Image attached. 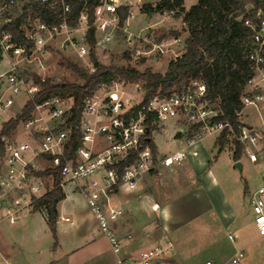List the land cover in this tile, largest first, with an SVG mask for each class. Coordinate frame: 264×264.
<instances>
[{
    "label": "built area",
    "instance_id": "obj_1",
    "mask_svg": "<svg viewBox=\"0 0 264 264\" xmlns=\"http://www.w3.org/2000/svg\"><path fill=\"white\" fill-rule=\"evenodd\" d=\"M87 1L79 12L76 24L69 26L66 17L71 0H29L57 13L59 22H46L39 16L28 18L21 27L30 47L13 43L11 35L2 32V54L25 55V58L29 55L31 58L42 52L52 40L63 38L76 56L84 59L91 50L87 42L90 29H93L94 46L108 44L114 31L122 29L125 32L124 22L134 18L132 12H127L120 26L117 14L119 0H100L94 10L93 22L89 24ZM141 1L136 0L137 3ZM14 6L15 0L0 1V16ZM162 13L168 15L171 12ZM254 20L244 21L245 27L253 34V44L247 54L252 76L241 103L244 108L257 110L264 103V8L256 11ZM136 42L149 47L138 49L135 41L126 40L136 60L151 54H170L176 59L184 52L183 41L179 38L158 41L152 34L150 40L142 38ZM173 47H178V52ZM88 70L89 74L95 72L92 64ZM21 73L17 62L11 61L7 72L0 76L4 78L0 92V223L13 226L25 212L33 210L34 201L48 192L43 178L52 180V176L46 172L58 168L61 191L70 186L82 197L110 250L119 256L122 245L114 233L113 224L123 213L112 207L110 199L116 190L121 187L133 190L143 176L152 171L180 166L187 157L197 156L193 150L197 143L208 137L220 136L224 130L227 137L240 146H249L256 151L264 148V120L257 127L240 123L234 131L227 123L218 121L221 111L207 97L205 84L198 80H188L167 95L157 93L147 103H144L143 91L137 84H129L121 78L100 84L83 101L78 123L80 143L69 157L65 156V149L72 135L69 125L72 104L69 105L62 96L52 97L35 106L36 116L23 124L26 138L11 141L1 132L15 104L14 97L21 93L32 97L39 90L37 85L28 86ZM150 117H154V121L151 137L148 138ZM167 122L186 124V131L193 133L192 138L186 139L183 149L163 156L156 151V156H153L148 144L153 134L163 130ZM42 163L49 164V167L42 168ZM251 208L255 230L264 239V183L253 192ZM228 239L234 241L231 236ZM173 250L172 242L166 239L135 258L120 260V264H165ZM242 256V252H236L232 263H237ZM205 264L213 263L207 261Z\"/></svg>",
    "mask_w": 264,
    "mask_h": 264
},
{
    "label": "rangeland",
    "instance_id": "obj_2",
    "mask_svg": "<svg viewBox=\"0 0 264 264\" xmlns=\"http://www.w3.org/2000/svg\"><path fill=\"white\" fill-rule=\"evenodd\" d=\"M127 4L132 8L134 18L124 22L122 29L115 30L112 39L108 44L94 46L90 52L96 60L105 67L125 68L130 66L140 72L145 69L151 70L153 73H164L167 64L174 57L170 54L155 55L151 54L144 58L136 60L129 51L126 40L135 41L138 49H148L136 40H150L153 32L169 34V32H177L180 34V40L186 37L185 25L181 22L182 14L174 11L168 15H164L160 11L151 14H145L142 11L144 5L150 4L153 7L160 0H143L142 3H136L135 0H126ZM27 0H15L14 9L0 16V30L5 25L7 17L16 19L21 12L22 7ZM191 0H184L183 8L189 6ZM140 37V38H139ZM177 39L168 37L167 40ZM178 52V47H173ZM90 52L88 57L80 59L76 56L73 49L65 43L63 38L54 39L42 50L33 55L2 54L0 61V76L8 70L9 62H17L18 70L26 81L27 85H35L33 76L43 80H48L51 84H77L81 85L83 80L75 74L68 64L76 65L78 68L89 74L88 66H90ZM4 78H0V92L4 84ZM68 104H72V98L69 95L63 96ZM15 104L10 109L7 121L14 119L25 105L31 99L24 93L14 97ZM261 104L257 111L262 112ZM243 111V110H242ZM244 113L239 115V121L244 117H248L251 122L257 120V115L252 107L244 108ZM247 115V116H246ZM34 110L30 116L35 117ZM23 124L19 122L16 128L8 136V140L22 141L26 138L23 132ZM245 125V124H244ZM247 126V125H245ZM177 127L186 129V124L167 122L161 131L156 132L152 136V143L156 147L159 155H168L180 149L183 143L176 141L180 139L177 133ZM177 133V134H175ZM189 135H193L190 133ZM219 136L208 137L201 140L194 146L197 151L196 164H203L201 173L194 174L187 171L182 165L172 166L170 168H161L159 174L164 179L165 186L171 190L176 209L181 212L179 224L174 233L170 236V240L174 243L175 249L173 253H177L185 264H205L210 261L213 264H264V239L258 236L253 224V215L251 208V197L255 190L264 183V148L260 147L259 151L249 146H241V156L239 163L241 165V173L239 174L234 168L232 161V153L234 144L230 137L226 136V144L223 151L217 153V139ZM176 139V140H174ZM191 158L188 162L192 167ZM42 168H48L49 164L41 165ZM207 171L210 174L207 175ZM208 178L211 187L204 193L198 202L192 198L190 190L199 184L198 178ZM46 190L51 188L52 180L49 177L43 178ZM179 187L181 189H176ZM180 197L174 196L176 194ZM184 194V195H183ZM178 195V196H179ZM228 200V201H227ZM232 209L237 212L239 225L236 228L232 226L227 228L226 218L227 211ZM214 217V218H212ZM7 224V223H6ZM5 224H2L4 226ZM234 238L230 241L228 237ZM242 252V258L237 263H232V259L236 257V252ZM170 259L165 264H170ZM0 264H5L0 261Z\"/></svg>",
    "mask_w": 264,
    "mask_h": 264
},
{
    "label": "trees",
    "instance_id": "obj_3",
    "mask_svg": "<svg viewBox=\"0 0 264 264\" xmlns=\"http://www.w3.org/2000/svg\"><path fill=\"white\" fill-rule=\"evenodd\" d=\"M8 1V0H0ZM100 0H88L87 11L89 24L93 22V14ZM85 0H71L70 12L67 14L66 22L74 26L77 22ZM184 0H160L154 7L147 4L142 7L145 14L156 11L174 12L182 14L181 22L185 25L186 37L184 38V52L180 58L168 62L164 73H153L149 69L140 72L130 66L116 68L113 66H102L90 52V60L95 72L87 74L76 65L68 64L69 68L82 80L77 84H51L48 80L41 81L33 76L34 84L39 87L30 100L22 107L20 113L14 119L3 124L1 135L10 136L19 122L25 123L34 111L35 106L41 105L46 100L55 96L69 95L72 98L71 119L69 125L72 127V135L65 149V156L69 157L79 146L78 123L84 99L90 97L102 83H108L116 78H121L129 84H137L141 87L144 95V103H147L154 95L169 94L178 89L188 80L203 82L207 88V97L215 103L221 111L218 121L227 123L234 131L240 126L239 115L244 109L241 99L246 90L248 80L252 76V70L247 60L253 38L252 32L245 27L244 21L250 19L253 22L257 10L264 8V0H196V3L188 10L183 8ZM126 7H119L117 14L119 25L122 26L126 15ZM39 16L43 21L59 22L57 13L46 10L43 5L30 3L24 4L16 19L7 17L5 25L0 30L11 35L15 44H30L24 39L22 25L28 18ZM156 40H167L168 37L178 38L177 32L169 34L153 32ZM87 42L92 49L94 47L93 29H90ZM2 51L0 49V61ZM154 117H150L147 123V137L153 130ZM191 133V132H190ZM226 130L217 139V153L223 151L226 144ZM192 138V135H189ZM232 153V161L240 160L241 146L235 142ZM149 148L153 156H156V148L152 141ZM51 174L52 183L50 190L42 197L34 201L33 210L44 209L46 224L56 246V221L58 218L57 205L64 199L59 187L60 170H48ZM151 173H156L152 171Z\"/></svg>",
    "mask_w": 264,
    "mask_h": 264
},
{
    "label": "crops",
    "instance_id": "obj_4",
    "mask_svg": "<svg viewBox=\"0 0 264 264\" xmlns=\"http://www.w3.org/2000/svg\"><path fill=\"white\" fill-rule=\"evenodd\" d=\"M195 3L196 0H191L189 6H185V10ZM119 6L126 7L127 12L133 13V7L129 6L126 0H119ZM254 110L258 122H251L248 117H244L241 121L243 124L250 127L261 124V120H264V105L261 113ZM177 133L180 134L178 136L180 139L174 140L183 143L180 146V149H183L190 132L177 127ZM197 156H189L183 165L181 164L190 173H201L203 164L201 162L196 164L193 160ZM188 158L192 159V167ZM159 170L143 176L135 189L121 187L110 197L112 207L123 213L113 224L114 233L122 245L119 256L110 250L82 197L69 186L62 192L64 199L57 205L56 246L46 224L44 209L30 210L13 226L0 223V261L5 264H120V260L135 258L153 245L166 239L170 240L179 220L183 217H180L181 212L176 209L175 202H171L173 199L170 191L174 188L169 190L163 184L165 181ZM198 182L197 187L187 189L192 192L191 197L195 198L196 202L211 187L208 178L204 177L201 180L198 178ZM178 195L179 193L174 196H181ZM236 214L233 209L227 211L224 218L227 228L238 227L240 220ZM172 244L175 249L173 242ZM169 259L170 264H185L177 253L171 254Z\"/></svg>",
    "mask_w": 264,
    "mask_h": 264
},
{
    "label": "water",
    "instance_id": "obj_5",
    "mask_svg": "<svg viewBox=\"0 0 264 264\" xmlns=\"http://www.w3.org/2000/svg\"><path fill=\"white\" fill-rule=\"evenodd\" d=\"M146 142L148 143V140H146ZM233 166L237 170V172L240 174L241 173V165H240L239 161L235 162Z\"/></svg>",
    "mask_w": 264,
    "mask_h": 264
}]
</instances>
